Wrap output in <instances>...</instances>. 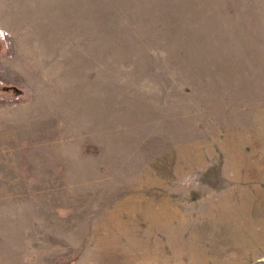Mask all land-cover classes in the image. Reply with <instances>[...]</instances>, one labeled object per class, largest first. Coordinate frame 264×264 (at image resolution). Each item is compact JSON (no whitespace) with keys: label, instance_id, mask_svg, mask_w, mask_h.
Listing matches in <instances>:
<instances>
[{"label":"rangeland","instance_id":"rangeland-1","mask_svg":"<svg viewBox=\"0 0 264 264\" xmlns=\"http://www.w3.org/2000/svg\"><path fill=\"white\" fill-rule=\"evenodd\" d=\"M0 264H264V0H0Z\"/></svg>","mask_w":264,"mask_h":264}]
</instances>
